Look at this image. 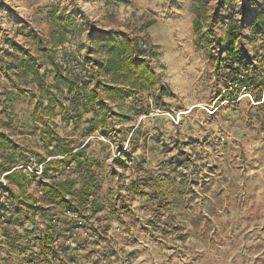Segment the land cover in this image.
<instances>
[{"label": "clouds", "instance_id": "obj_1", "mask_svg": "<svg viewBox=\"0 0 264 264\" xmlns=\"http://www.w3.org/2000/svg\"><path fill=\"white\" fill-rule=\"evenodd\" d=\"M0 264H264V0H0Z\"/></svg>", "mask_w": 264, "mask_h": 264}]
</instances>
